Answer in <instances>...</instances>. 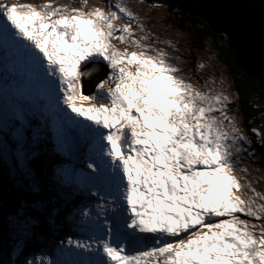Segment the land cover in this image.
Segmentation results:
<instances>
[{"label": "snow or ice", "instance_id": "obj_1", "mask_svg": "<svg viewBox=\"0 0 264 264\" xmlns=\"http://www.w3.org/2000/svg\"><path fill=\"white\" fill-rule=\"evenodd\" d=\"M87 7L0 0V60L26 67L46 110L67 106L90 122L76 121L85 162L70 171L61 123L49 146L42 124L19 112L6 127L0 119V264H264V228L249 224H264V195L230 175L253 141L228 116L229 97L178 78L163 51L118 49L113 40L143 47L131 23H115L136 20L125 7ZM234 22L251 26L243 14ZM260 28L264 49V14ZM91 61L110 72L85 94L99 72ZM245 187L252 198L233 194ZM77 193L96 201L69 209ZM67 225L85 238L61 241L64 259L33 253Z\"/></svg>", "mask_w": 264, "mask_h": 264}, {"label": "rangeland", "instance_id": "obj_2", "mask_svg": "<svg viewBox=\"0 0 264 264\" xmlns=\"http://www.w3.org/2000/svg\"><path fill=\"white\" fill-rule=\"evenodd\" d=\"M49 2L55 5H67L69 7L79 8L81 7L83 0H7V3L9 4H32L37 7ZM87 4L88 7L85 8L84 11H89L91 8L99 7L105 13H109L116 10L114 7H111L112 5L120 4L121 6L125 7L129 12L132 13L136 20L128 21L127 19H121L117 20L115 23L118 27L124 23H131V29L134 33L133 38L139 41L143 47L133 48L131 45L127 43H120L117 40H113L112 43L118 49H127L129 52L145 51L149 56H155L156 52L148 51V49L163 51L167 57L166 63L174 65L176 68L180 69L179 77L186 83L191 84L193 87L201 91H208L214 95L221 94L228 96L231 102L227 112L228 116L231 117L235 121L236 125L250 138L248 125L244 123V120L242 119L238 109V94L235 91V84L227 73V67L224 66L223 63L217 58V53L214 50L212 43L206 42L204 44L202 43L196 45L194 43L195 41H193V38L190 35V32L185 29H181L178 25L179 22L176 14L172 13L163 6L148 0H87ZM116 35H119V33ZM227 38L228 37L223 34V40L221 42L225 43V41H227L228 44ZM10 63L13 65L12 59L7 53H5L3 60H0V119L3 120L5 127L9 123V116L12 117L15 112H19L14 109L10 103H14L15 101H19L21 99H24L26 103H29L33 100L40 102L37 96L33 97V95H24L26 88L29 87L28 84H23V80L27 79L29 82H31L27 72H24L25 66L22 70V63H18V66H9ZM87 63L89 69L98 68L99 71L102 69L108 74L110 72V69H108L105 63L102 61H91ZM200 65L203 67H200ZM10 68H17L18 70L10 71ZM4 72L6 75H8V78H6V81L8 82H5L4 80ZM100 75L101 72H97L88 79L86 87L87 91L85 89V94H95L98 91L96 87L97 84H94ZM33 81L34 79L30 84H32L33 88L35 87L37 90V87ZM32 85L30 89H32ZM30 104H32V102ZM64 108L66 109L67 107L64 106ZM19 110V113H22L25 118V106L19 105ZM67 110L68 113L74 115L70 109L67 108ZM44 111L47 112L49 116L55 117L56 122L60 120L63 127H65L64 123H66V120L63 116L59 118L58 114H52L54 110H51L52 112H48L45 107ZM28 118L29 116H27V119ZM78 119L81 121L84 120L82 117H78ZM52 124L53 120L49 119L44 125L45 132L49 138V146H51V138L55 135L56 131L52 130V127H50ZM65 128H68L71 133L78 135L77 130L71 129L69 127ZM255 129L264 134V128L256 127ZM66 136L69 145L77 148V142L71 138L73 136H69L68 134H66ZM76 153L78 154V157H76ZM83 153L84 148L77 151H73L72 149L70 155L60 158L61 163H63V165L66 166L70 171L73 169H79L81 166H79L76 159L81 161L82 158H79V156ZM82 156L84 157V154ZM83 165L84 164H82V166ZM242 169H246V171H243ZM230 174L236 177L241 185L246 186L251 184L256 193L264 195V159H262L261 152L258 149L253 148L252 145L249 148V151L243 154V162L237 164ZM68 188L72 190V185H70ZM233 192L236 193L235 195L241 196L244 200H248L254 196V192L247 187L243 188V190L239 192L233 189ZM95 201L96 199H91L88 204L93 205ZM80 202L82 201L80 200ZM256 203L264 204V200L257 199ZM84 204H86V202ZM240 218L246 219V217L243 215H241ZM252 223L259 225L255 229L257 232H259L261 228H264V224L260 223L259 221L254 219L249 220V224L251 225ZM79 237L84 236L77 228L67 225L59 229L58 233L56 231V233L51 232L48 234L44 243L38 245L33 250V253L36 256L50 259H64L65 254H61L59 251V248L61 247L60 242L65 241L63 247L65 249H69V245H67L66 241L69 238L73 240L81 239ZM72 247H74V245H72Z\"/></svg>", "mask_w": 264, "mask_h": 264}, {"label": "water", "instance_id": "obj_3", "mask_svg": "<svg viewBox=\"0 0 264 264\" xmlns=\"http://www.w3.org/2000/svg\"><path fill=\"white\" fill-rule=\"evenodd\" d=\"M188 14L203 19L214 33L228 37L237 67L257 79L264 91V49L260 28L264 0H196ZM241 14L251 22L250 28L244 33L234 22ZM229 32H232L231 38Z\"/></svg>", "mask_w": 264, "mask_h": 264}, {"label": "trees", "instance_id": "obj_4", "mask_svg": "<svg viewBox=\"0 0 264 264\" xmlns=\"http://www.w3.org/2000/svg\"><path fill=\"white\" fill-rule=\"evenodd\" d=\"M160 6H163L176 14L179 26L190 32L196 45L210 42L216 51V56L224 66L227 67V73L235 84V91L238 94V109L248 125L252 147L261 152L264 159V140H257L250 129L264 128V91L257 79L251 78L243 70L237 67L234 53L230 50L227 41L222 43L223 36L214 33L209 24L196 16H190L188 10L196 4V0H148ZM50 234V232L48 233ZM47 234V235H48ZM35 249V248H34Z\"/></svg>", "mask_w": 264, "mask_h": 264}, {"label": "bare ground", "instance_id": "obj_5", "mask_svg": "<svg viewBox=\"0 0 264 264\" xmlns=\"http://www.w3.org/2000/svg\"><path fill=\"white\" fill-rule=\"evenodd\" d=\"M121 49V48H120ZM150 56H152V55H150ZM18 66V64H15V65H11V63L9 64V66ZM21 69L23 70L24 69V65H22V67H21ZM15 70H18L17 68H10V71H15ZM25 70H26V67H25ZM24 70V72L26 73L27 72V70L25 71ZM99 72H101V75L99 76V78L98 79H96V81H95V84L94 85H96V84H98L101 80H103L105 77H106V75H108V73L107 72H104L102 69H100V71ZM98 72V73H99ZM18 75V74H17ZM177 77H179L180 76V69H179V72L178 73H176L175 74ZM4 80H5V82H8V81H6V78H8V75H6L5 74V72H4ZM180 78V77H179ZM34 79V78H33ZM33 79H31V82H32V80ZM24 82H23V84H28V87L29 88H26V90H25V93H24V95L25 96H29V95H33V97H35V96H37V98H38V100L41 102V103H45L44 104V107H45V105H46V101L42 98V96H41V94H40V91H39V89H38V87H37V82H36V80L34 79V81H33V83L35 84V86L37 87V90L35 89V87L33 88V85L32 84H30L31 82H29L27 79H25V80H23ZM31 85H32V89H30L31 88ZM86 89V88H85ZM86 91H87V89H86ZM67 107V106H66ZM48 110V112H52L51 111V109L49 110V109H47ZM66 111V112H65ZM45 113V112H44ZM47 113V112H46ZM58 114V117L59 118H61L62 116L64 117V119L66 120V123H64V126L65 127H69V128H71V129H74V130H77V132H78V135L77 134H74V133H71L70 132V130L68 129V128H65V127H63V132H64V135H65V137H67L66 136V134H68L69 136H73V137H71L72 139H74V141L75 142H77V144H78V147L77 148H75V147H73V146H71L72 147V149H73V151H77V150H81V149H85V140H84V138L81 136V130H80V127H78V125H77V123H76V121H80V122H83V123H90V122H88V121H85V120H80V119H78V117H76L75 116V113H74V115L73 114H71V113H68V110H67V108L65 109L64 108V106H63V108H62V110H58L57 112L56 111H53V113L52 114ZM83 118V117H82ZM61 123L60 122V120H58L54 125H52L51 127H52V130H56V124L57 123ZM49 137H50V134H49ZM81 140V141H80ZM81 142H82V145H81ZM106 143V142H105ZM77 156H78V154H76ZM76 156V157H77ZM81 158V157H80ZM79 160V159H78ZM82 161H83V157H82ZM231 175V174H230ZM78 195H79V197H81V198H84V200L86 201V204H88L89 203V201L91 200V199H93V197H86V196H84V195H81V194H79V193H77ZM233 194L235 195L236 193H234L233 192ZM82 201V200H81ZM88 206H92L91 204H88ZM219 219V218H218ZM79 238H81V239H84L85 237H79ZM69 248H73L72 247V245H69Z\"/></svg>", "mask_w": 264, "mask_h": 264}]
</instances>
